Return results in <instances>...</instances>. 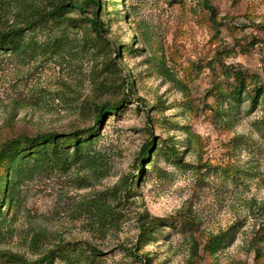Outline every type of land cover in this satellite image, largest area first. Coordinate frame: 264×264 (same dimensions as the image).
Returning <instances> with one entry per match:
<instances>
[{"label":"rangeland","instance_id":"1","mask_svg":"<svg viewBox=\"0 0 264 264\" xmlns=\"http://www.w3.org/2000/svg\"><path fill=\"white\" fill-rule=\"evenodd\" d=\"M55 1L0 0V28L23 26ZM65 1V16L81 26L65 17L38 25L18 51L0 54V145L89 128L95 104L127 101L80 156L19 180L0 220V251L34 258L75 241L97 247L101 264H144L126 247L148 264H264V96L255 107L250 98L264 87V0H208L216 24L204 0H99L100 36L91 10L74 7L82 0ZM233 69L248 76L237 101L228 94ZM150 133L159 146L174 145L178 159L152 154L139 176ZM7 166L0 201L19 175ZM141 212L164 222L139 243Z\"/></svg>","mask_w":264,"mask_h":264},{"label":"trees","instance_id":"2","mask_svg":"<svg viewBox=\"0 0 264 264\" xmlns=\"http://www.w3.org/2000/svg\"><path fill=\"white\" fill-rule=\"evenodd\" d=\"M74 4V7L77 8L80 13H86L87 9L91 10L92 18H89L88 21L92 24V30L100 36L105 29L103 23L99 19L101 14V10L99 9V0L75 1ZM204 4L208 8L210 15L213 16L211 17L212 22L216 24L214 8L209 5L208 0H204ZM71 7L72 6L68 3V1H55L52 3L50 10L42 12L38 18H31L25 21L23 26L9 27L8 29L0 28V54L2 51H18L21 46L22 36L26 30L35 28L38 25L56 23L59 22V18L65 17L67 23L81 26V20L79 18L72 19L65 16L66 11ZM132 39H135L134 34H132ZM124 46V48H128L127 44ZM112 50H115V48L113 47ZM116 51V55L120 54L122 52V47L117 48ZM105 66L111 67V72H114L117 69V64L114 63L113 59L106 60ZM231 72V76L234 78V83L233 87L229 89L228 94L237 101L240 100L241 95L246 91V80L248 76L240 69H233ZM126 82L129 84L128 87L130 88L132 81H129L128 79ZM262 96H264V87L260 85L255 86L253 92L250 94L253 107L258 104V100ZM126 101V96H123L119 100L112 103L104 102L101 104H95L92 112L94 126L83 130H76L69 134L47 131L37 133L32 136L18 135L2 142L0 145V166L7 164L8 166L5 169V172L10 173L16 171L19 175L15 182L14 180H11V182H6V185L4 186V197H2L0 201V220H2L3 212H5L12 205V201L14 200L13 195L16 193L20 179L22 180L27 177L29 173L36 168H63L68 163L69 158H76V156H80L84 143L90 141L96 136V132L107 114L117 113L122 106L126 104ZM260 122L264 124V118ZM70 148H73L72 153L69 152ZM157 153H161L163 157L168 160L178 159V151L174 145L159 146L153 133H150L149 140H147L142 146L141 152L137 158L136 169L139 176L142 173L147 172L144 165L152 162V154L153 156H156ZM16 158H18V163L14 161ZM23 161H25L24 164L19 163ZM10 162H12V164L9 165ZM132 184L133 187H137V183ZM129 192V194H132L134 193V190L130 188ZM8 198H10V200L6 203V199ZM122 201H124L123 198L121 199V197H119L118 202L120 203ZM2 206L4 207V211H2ZM138 221L140 226L139 243L145 239L153 237L154 229L162 225V222H164V220L160 217H150L147 212H141L139 214ZM220 242L221 239L215 240L213 244L214 247H217ZM124 250L130 256L142 261L144 264H148L147 257L144 256V254H139L132 248L127 247ZM100 254L101 252L99 249L93 245L86 243L81 246L78 242L66 241L56 243L51 248L39 251L37 256L34 258H28L21 253L2 250L0 251V263L53 264L55 260L59 259L68 264H101L100 260L96 258V256Z\"/></svg>","mask_w":264,"mask_h":264}]
</instances>
